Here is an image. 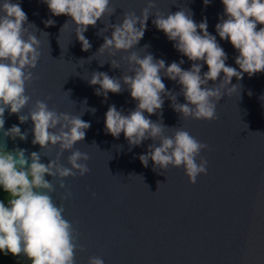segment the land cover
Segmentation results:
<instances>
[{
	"label": "water",
	"instance_id": "obj_1",
	"mask_svg": "<svg viewBox=\"0 0 264 264\" xmlns=\"http://www.w3.org/2000/svg\"><path fill=\"white\" fill-rule=\"evenodd\" d=\"M12 2L20 3L28 22L36 26L29 31L41 42L40 58L31 69L35 79L26 85L31 99L21 114L26 115L39 99L46 101L50 109L81 116L91 125L85 139L73 147L89 155L85 163L90 171L83 176L63 178L65 188L59 187L57 178L45 174L55 186V191L49 193L53 202L57 206L63 204V216L72 222L77 242L83 245V251H76V264H88L92 256L101 257L104 264H264V72L251 77L244 73L239 81L232 78L236 91L226 94L231 85L222 90L225 95L216 105L218 119L185 118L173 110L167 97L162 113L149 116L153 121L162 116L164 125L183 128L208 145L201 152L208 161L207 174L198 175L192 184L183 167L157 166L153 170L151 159L148 167L143 166L139 155L148 151V145L153 143L151 138L129 150L123 132L118 139L106 133L104 121L109 105L114 104L125 115L135 109L137 101L129 90L109 92L105 99L95 94L99 85L88 83L94 71L115 77L131 74L127 62L121 60L128 52L121 50L112 56L107 51H97L104 42L103 36L110 37L112 29L97 33L108 23L122 22L124 12L134 11L139 16L148 0H110L115 11L110 16L106 13L84 33L92 45L88 51L82 50L70 16H54L44 0ZM153 2L155 8L150 12L145 34L129 51H136L141 57L151 53L154 58L163 59L166 66L183 59L181 67L189 69L193 62L152 24V14L190 9L195 22L207 18L208 31L227 53L226 65L239 70L235 63L238 51L215 31L224 15L222 0H211L207 6L203 0ZM47 19L54 20L55 25L45 27ZM66 21L67 27L61 28ZM260 27L264 25H257V29ZM145 45L148 47L143 48ZM113 59L119 62V68L111 67ZM200 63L201 73L206 72L207 64ZM222 77L223 73L216 83ZM161 78L166 88L177 94V102L185 103L181 85L166 76ZM208 86L215 85L209 81ZM93 107L95 113L89 111ZM4 117V130L16 124L27 132L26 140H13L0 130V146H5L6 151L23 148L27 150L26 156L40 152L45 164L56 158L58 145L41 148L31 143L34 134L30 117L21 124L18 115H10L7 109ZM164 134L171 136L173 132L166 128ZM155 143L158 145L159 141ZM68 155L70 151H64L60 163L71 167ZM157 181L163 183L157 186ZM68 189L72 194L62 201L60 197Z\"/></svg>",
	"mask_w": 264,
	"mask_h": 264
},
{
	"label": "clouds",
	"instance_id": "obj_2",
	"mask_svg": "<svg viewBox=\"0 0 264 264\" xmlns=\"http://www.w3.org/2000/svg\"><path fill=\"white\" fill-rule=\"evenodd\" d=\"M44 2L54 16L71 17L83 51L92 47L84 35L88 27H95L106 13L110 16L115 11L110 7V0ZM203 3L207 6L211 0H203ZM222 3L224 15L215 25V31L238 51L235 63L239 70L226 65L227 53L217 42L216 36L208 31L207 18L200 23L195 22L190 9L188 12L184 9L168 12L167 15L159 11L152 14L155 16L152 24L175 42L174 47L178 52L193 62L189 69L181 67L183 59L166 66L163 59H156L151 53L147 52L141 57L136 51H129L143 38L150 12L155 8L153 0H148L139 16L134 11L124 12L122 22L108 23L97 33L100 35L112 29L110 37L103 36L104 42L97 51H107L112 56L117 51L128 52L121 60L127 62L131 74L115 77L94 71L88 80L90 85H99L95 94L103 95L105 99L109 92L118 94L126 88L137 101L135 109L127 115L117 110L114 104L109 105L104 121L106 133L118 139L123 132L129 150L151 138L153 143L148 145V151L139 155L143 166L148 167L151 159L153 170L157 166L160 169H167L169 165L183 167L192 184L196 183L198 175L207 174L208 161L201 156V152L208 145L183 128L164 125L162 116L157 120L159 122L151 120L149 116L162 113L164 98L167 97L173 110L185 118L218 119L216 105L225 95L222 90L226 85H231L226 94L231 95L236 91V84H231L232 78L236 77L239 81L244 73L251 77L264 72V27L257 29V25H264V0H222ZM44 24L45 27L54 26L55 21L47 19ZM67 25L68 21L61 28ZM30 27L36 28L28 22L20 3L12 0L0 2V130H3L5 137L13 140L17 137L27 139V132H22L16 124L4 130L7 109L10 115H18L21 124L31 118L33 145L38 144L41 148L58 145L59 150L56 158L45 164L41 162L40 152L33 151L26 156V149L15 148L9 152L5 146H0V188L10 194L7 203L5 199H0V253L13 257L23 255L30 264H76V251H83V245L77 242L72 222L63 216V204L57 206L53 202L49 193L55 191V186L45 178V174L57 178L59 187L65 188L63 178L83 176L90 171L85 163L90 159L89 155L79 149L73 150V147L85 139L86 130L91 125L81 116L50 109L46 101L39 99L26 115L21 114L31 99L26 94V85L35 79L31 69L36 67L41 55V42L29 31ZM147 47L145 45L143 48ZM200 61L207 64L206 72L201 73L203 65ZM110 65L112 68L120 67L115 59L110 61ZM221 73L223 77L216 83ZM162 75L181 85L180 94L184 96L185 103L177 102V94L166 88ZM209 81L215 86L209 87ZM89 111L95 113L96 109L93 107ZM145 112L149 115L146 116ZM166 128L171 129L173 135H165ZM155 141H159L158 145ZM66 150L70 151L67 162L71 167L60 163V156ZM159 183L163 182L157 181V186ZM71 194L68 189L60 199L66 200ZM92 195L95 196V193ZM88 264H104V260L92 256Z\"/></svg>",
	"mask_w": 264,
	"mask_h": 264
},
{
	"label": "trees",
	"instance_id": "obj_3",
	"mask_svg": "<svg viewBox=\"0 0 264 264\" xmlns=\"http://www.w3.org/2000/svg\"><path fill=\"white\" fill-rule=\"evenodd\" d=\"M6 196H8V193H4L3 189L0 188V199H4ZM0 264H16V263L11 260V254L5 256L3 253H0Z\"/></svg>",
	"mask_w": 264,
	"mask_h": 264
},
{
	"label": "rangeland",
	"instance_id": "obj_4",
	"mask_svg": "<svg viewBox=\"0 0 264 264\" xmlns=\"http://www.w3.org/2000/svg\"><path fill=\"white\" fill-rule=\"evenodd\" d=\"M4 199H5V203H7V199H10V194H8V196H6ZM11 260L14 261L16 264H30V261L27 258H25L23 255L19 257H13L11 255Z\"/></svg>",
	"mask_w": 264,
	"mask_h": 264
}]
</instances>
